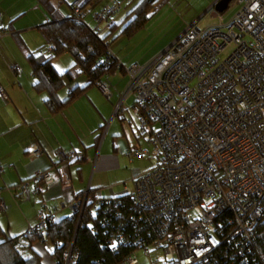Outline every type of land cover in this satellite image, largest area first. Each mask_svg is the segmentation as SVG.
Returning a JSON list of instances; mask_svg holds the SVG:
<instances>
[{"label": "built area", "instance_id": "1", "mask_svg": "<svg viewBox=\"0 0 264 264\" xmlns=\"http://www.w3.org/2000/svg\"><path fill=\"white\" fill-rule=\"evenodd\" d=\"M218 2L208 11L212 24L190 26L152 63L126 68L145 141L138 139L127 154L158 160L136 176L130 193L152 222L150 240L138 248L155 264H245L241 256L264 223V0H233L223 11ZM82 6L83 0L73 2L76 17L82 18ZM120 9L114 0L96 11L95 30ZM0 97L7 98L1 84ZM56 155L84 158L72 148ZM34 180L38 192L55 181L46 170ZM30 184L18 185L20 199L27 198ZM90 200L88 189L60 206L44 200L32 228L43 231L66 206L82 213ZM0 208H6L1 199ZM136 250L126 263H139Z\"/></svg>", "mask_w": 264, "mask_h": 264}, {"label": "crops", "instance_id": "2", "mask_svg": "<svg viewBox=\"0 0 264 264\" xmlns=\"http://www.w3.org/2000/svg\"><path fill=\"white\" fill-rule=\"evenodd\" d=\"M74 1L61 0L59 11L63 17L71 14V3ZM84 1L85 21L96 28L94 13L114 0ZM116 1L121 3L122 9L111 17L109 23L101 24L102 34H107L112 27L117 28V24L142 0ZM184 2L188 6L183 11L189 15L184 26L153 53L137 57L133 51H129L125 57L115 52L125 67L133 63H152L190 26L204 18H207V22L209 16H204L208 15L209 7L218 0ZM0 14V84L7 94L6 99L0 97V199L6 204L5 209L0 208V226L11 236H16L37 225L43 207L42 200H46L49 205L60 206L73 202L78 193L90 187L97 188L98 193L104 196L108 195V190H101L102 186L96 184L100 180L97 174L103 169L117 168L121 155L133 159L127 154V149L138 139L142 144L145 141L139 131L140 115L135 111L136 102L128 91L130 80L126 71H116L102 78L100 83L109 90L107 95L99 83L59 112H50L45 104L47 94L34 88L36 77L29 62V56L46 45L40 30V26L48 20L45 9L39 0H0ZM178 14L182 15V12ZM213 22L211 19L210 23ZM73 62L70 53L54 61L59 71L67 70ZM83 78L78 75L69 81L60 92L61 98H67L75 86L86 85L88 78ZM118 105L122 109L116 111ZM117 118L120 124H116ZM108 119L109 125L106 124ZM127 122H135L137 129L129 132ZM120 130L122 132L119 133ZM35 147H39L41 152L32 156L31 151ZM60 148H72L76 154H84V158L75 156L72 161L60 160L56 155ZM43 170L50 171L55 181L44 192H38L33 189V182L36 173ZM138 171L139 168H134L132 190L114 189L111 195L133 192L135 178L142 172ZM27 181L31 182L28 196L20 199L17 187ZM66 181L71 182V185L63 187L61 183ZM73 213L74 210L66 206L57 214L62 217L72 216Z\"/></svg>", "mask_w": 264, "mask_h": 264}, {"label": "trees", "instance_id": "3", "mask_svg": "<svg viewBox=\"0 0 264 264\" xmlns=\"http://www.w3.org/2000/svg\"><path fill=\"white\" fill-rule=\"evenodd\" d=\"M169 1L142 0L117 28L112 27L107 34H102L101 28L97 31L85 21L84 6L82 18L72 12L63 17L59 11L61 0H39L48 15V20L40 26L46 45L29 56V62L36 77L34 88L47 94L45 104L50 112L57 113L70 105L110 73L126 71L131 81L127 67L110 49L114 40L110 37L125 34L132 39ZM65 53H70L74 62L67 70L59 71L54 61ZM83 74L88 83L75 86L68 97L62 99L60 92L66 84ZM134 100L137 106L135 97ZM88 190L92 200L86 202L82 213L62 217L56 214L47 221L43 231L31 228L22 235L11 236L0 226V264H126L133 251L150 240L152 222L148 211L139 207L129 192L104 196L95 187ZM85 192L78 193L76 199L82 198ZM262 198L264 210V196ZM66 252H69L68 257ZM241 258L245 264H264L263 222L255 229L251 248Z\"/></svg>", "mask_w": 264, "mask_h": 264}, {"label": "rangeland", "instance_id": "4", "mask_svg": "<svg viewBox=\"0 0 264 264\" xmlns=\"http://www.w3.org/2000/svg\"><path fill=\"white\" fill-rule=\"evenodd\" d=\"M183 1L184 0H172L171 2L165 4L161 8L162 10L152 17L147 26L141 32L137 33V35H135L131 40L125 34L118 37H115V35L110 37V40L114 39L110 46L111 51H113V53L118 52L120 56L125 57H127L129 51H133L134 56L137 57L153 53L163 42L167 41L169 37L175 35L177 30L184 26V23L186 22V19H188L187 17L189 15L187 12L184 13L183 11L184 8L188 6V4L185 2L183 3ZM219 2H221V0H219ZM209 8H211V6ZM179 12H182V15L178 14ZM207 16H209V14L204 17ZM206 19L207 18L197 21L195 25L205 28L211 22L210 16L207 22H205ZM81 76L84 77L83 79L87 80V76L85 74ZM109 120L110 119L106 122L107 125H109ZM116 124H120L119 118H117ZM127 126V130L129 132L137 129L135 127V122L133 124L127 122ZM120 132L122 131L120 130L119 133ZM148 147L151 149L153 148L151 146ZM157 163V158L153 156L133 157V159H130L121 155L119 166L117 168L103 169L97 174V177L99 176L100 180L99 183L96 184H100L102 186L100 187L101 190H108L110 195L114 193V189L128 188V191L132 190L134 188V183L132 182V178L135 176L133 175L134 168L140 169L138 173L141 171L145 172L154 167ZM112 186H114L113 189ZM109 188H111V190ZM135 253L139 259L138 264H155L152 261L151 256L144 253L142 248H138Z\"/></svg>", "mask_w": 264, "mask_h": 264}, {"label": "water", "instance_id": "5", "mask_svg": "<svg viewBox=\"0 0 264 264\" xmlns=\"http://www.w3.org/2000/svg\"><path fill=\"white\" fill-rule=\"evenodd\" d=\"M232 0H221V2L217 3V8L220 11H223L224 9H226V7L228 6V4L231 2ZM76 211H74L75 213ZM80 223V221H79Z\"/></svg>", "mask_w": 264, "mask_h": 264}]
</instances>
